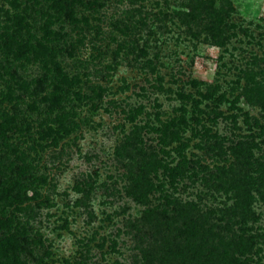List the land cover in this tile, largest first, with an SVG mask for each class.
Listing matches in <instances>:
<instances>
[{
    "label": "rangeland",
    "instance_id": "374dc122",
    "mask_svg": "<svg viewBox=\"0 0 264 264\" xmlns=\"http://www.w3.org/2000/svg\"><path fill=\"white\" fill-rule=\"evenodd\" d=\"M10 1L0 0V39L3 30L9 34L14 28L6 11L21 14L27 25L28 32L20 31L17 42L28 35L29 44L40 40V15L49 12L47 3L31 6L16 0L18 7L12 9ZM94 1L91 7L73 8L78 22L51 24V32L59 34L45 42L53 57L49 49L44 58L29 49L18 60L0 40V121L10 120L0 133V188L11 187L19 197L17 204V199L0 200V242L4 235L12 236L16 247L6 257L0 251V264H144L127 226L146 207L162 209L164 194L197 203L208 211L206 223L222 226L234 198L198 180L175 179L170 187L158 170L151 179L162 184L163 192L149 194L145 205L125 194L126 165L116 149L138 135L162 164L174 166L175 144L160 145L159 132L178 114L186 121L179 130L187 143L182 151L186 159L226 171L233 162L230 155L206 154L204 144L224 138L225 146L226 140L244 136L258 147L250 148L252 158L261 154L264 114L255 95L264 87V0H214L215 8L224 1L230 4L225 22L234 25L220 47L201 31L203 14L196 18L198 26L184 18L195 37L180 24L175 12L187 14L192 0ZM37 80L41 84L34 90ZM55 84L61 88L59 105L50 99ZM192 100L199 112H192ZM257 195L250 192L253 222L242 223L238 211L231 231L214 226L204 246L219 247L218 236L243 233L253 242L244 241L240 255L233 256L240 264H264V204ZM14 204L26 211L16 212ZM142 240L153 242L149 236ZM177 257L172 255L173 264Z\"/></svg>",
    "mask_w": 264,
    "mask_h": 264
},
{
    "label": "trees",
    "instance_id": "16d2710c",
    "mask_svg": "<svg viewBox=\"0 0 264 264\" xmlns=\"http://www.w3.org/2000/svg\"><path fill=\"white\" fill-rule=\"evenodd\" d=\"M25 1L31 3V6L34 4L38 5L40 1L45 2L47 3L49 12H44L40 15L43 21L40 25L42 32L40 40L29 44L30 35H28L27 40L16 41V37L20 31L24 30L26 33L28 32L27 25L23 24V16L19 13L9 15L5 11L4 16L7 19L6 21L11 22L14 28L9 34L3 30L0 40H3V48L7 53L11 52L12 49L14 50L13 55L18 60L24 58L29 53V49L43 58L49 52V49V55L53 57V48H48L45 42L51 43L53 39L59 37V34L58 32H51L49 29L51 24L54 21L76 23L78 21L74 17L73 8L76 6L91 7V5H95L96 3L94 0L88 2H84V0ZM190 3L187 14L175 12L180 24H183L191 32L192 30L187 27L189 22H184V18L188 17L189 21L195 22V24L198 23V26L199 22L196 18L203 14L206 23L200 26L201 31L207 34L208 39L214 45L222 46L224 41L232 35V29L234 28L233 24L228 22L226 24L225 22L226 18L228 21V14L231 11L230 4L224 1L219 3L218 7L215 8L213 5L214 0H192ZM9 5L12 9L18 7L16 0H11ZM24 7H26L25 4ZM196 7H200V10H197ZM83 21L86 23L85 19ZM6 28L5 26L3 29ZM191 35L193 37L196 36L193 31ZM35 58L37 59L38 56ZM54 72L59 75V78L61 77L60 68L57 65L54 66ZM39 84L41 82H38V80L34 83V90L37 86H40ZM60 91L61 88L58 85H53L52 97L50 98L52 105H59L58 103L61 100L59 96ZM255 100H257L256 105L264 114V87L256 89ZM191 102L192 112H199L196 100H192ZM248 103H251V101L248 100ZM179 109L184 111L182 108ZM243 115L246 116L247 114ZM55 119L58 127L62 128L57 117ZM191 120L196 121V118L192 116ZM254 122L256 125L257 120H254ZM9 123V119L0 121V133H3L9 127ZM185 123L184 114H178L177 117L163 124L162 130L159 132L160 145L175 144L172 150L176 153L178 161L172 167L162 164V159L157 157L155 150L145 148L138 135L128 137V140L122 144L120 150L116 149L115 154L126 165L125 177L128 185L125 189V194L135 203L145 205L149 194L163 192L162 184L158 182L155 185L151 179V177H156L158 170H162L161 174L166 176L170 187L173 186L175 179L187 178L191 179V181L198 180L204 187H208V189L213 191L219 189H222L225 193L229 191L234 198V204L226 208L224 212L226 219H224L222 226H216L208 221L207 225L204 219V216L208 214L207 210L201 211L197 203L190 201L181 202L177 198L164 194L162 209L156 206L146 207L140 217L137 220L131 221L127 228L129 227L130 230L134 231L133 237L136 240L138 252L144 264H173L172 261L175 259H172V255H178L176 260L178 264H240L239 260L233 255L235 253L240 255L241 249L244 248V241L251 245L253 242L252 237L246 238L243 233L236 236L231 232L223 237L218 236L216 243L219 244V247L214 246L210 248L208 246L210 243H206L204 246V242L209 233L212 235L211 231L214 226L219 230L231 231V227L234 224V222H231V219L235 217L234 214L238 211L241 214L239 218L242 220V223L246 222V220L253 222L256 219L248 208L251 191H257L259 200L264 204V126L262 127L263 131H261L262 138L259 141L261 154L257 159L252 158L250 150V148L257 146L249 142L246 136L242 140H226L229 144L225 146L223 143L225 141L224 138L217 139L213 136L216 140L211 144H204V152L206 154L213 151V154L219 158L226 156V154L230 155L229 157L233 162L227 165L226 171H223V167L221 169L214 167V170H209L206 166L200 165L198 160L185 158L182 151L187 147V143L181 141L179 132ZM244 124H246L249 130L247 120H244ZM47 130H49L48 132L51 131L50 128ZM198 136L202 138L203 135L198 134ZM204 136L207 137V135ZM251 172H253L254 176L249 175ZM84 195H86V191L83 192L82 196L84 197ZM3 198L13 199L14 203L15 199H17V204L19 197L17 198V193H14L11 187H5L0 188V200ZM14 209L16 212L17 210L20 212L26 211L25 208L16 205ZM218 219L220 222L223 220L222 216ZM143 236L151 237L152 244L143 242ZM12 239V236L4 235L2 242H0V251L4 252V257L7 256L9 251L14 248L16 249L11 244L13 242ZM209 248L211 249L210 251Z\"/></svg>",
    "mask_w": 264,
    "mask_h": 264
}]
</instances>
